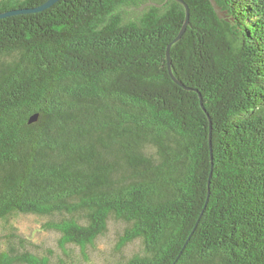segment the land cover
I'll list each match as a JSON object with an SVG mask.
<instances>
[{
	"label": "trees",
	"instance_id": "obj_1",
	"mask_svg": "<svg viewBox=\"0 0 264 264\" xmlns=\"http://www.w3.org/2000/svg\"><path fill=\"white\" fill-rule=\"evenodd\" d=\"M48 1L0 0V220L264 264V0ZM14 242L0 264H53Z\"/></svg>",
	"mask_w": 264,
	"mask_h": 264
},
{
	"label": "rangeland",
	"instance_id": "obj_2",
	"mask_svg": "<svg viewBox=\"0 0 264 264\" xmlns=\"http://www.w3.org/2000/svg\"><path fill=\"white\" fill-rule=\"evenodd\" d=\"M45 221L46 218L33 214H20L9 223L0 220V250L8 247L9 239H14L18 253L29 250L38 255H51L53 264H120L143 248L142 241L137 239L119 250V239L126 225L112 219L108 231L86 252L76 245L63 249L60 233L45 229Z\"/></svg>",
	"mask_w": 264,
	"mask_h": 264
},
{
	"label": "water",
	"instance_id": "obj_3",
	"mask_svg": "<svg viewBox=\"0 0 264 264\" xmlns=\"http://www.w3.org/2000/svg\"><path fill=\"white\" fill-rule=\"evenodd\" d=\"M56 1H58V0H49L43 7H41V9H44V8H46V7H49V6H51L52 4H54ZM179 1H182L183 2V0H179ZM186 7H187V22H188V20H189V13H190V9H189V7L186 5ZM20 12H23V11H17V12H9V13H4V14H0V17H4V16H7V15H11V14H15V13H20ZM187 22H186V24H185V27H184V29L186 28V26H187ZM184 31V30H183ZM34 120H37V116H33L32 118H31V122L32 121H34Z\"/></svg>",
	"mask_w": 264,
	"mask_h": 264
}]
</instances>
